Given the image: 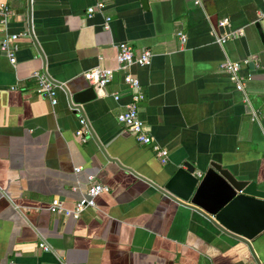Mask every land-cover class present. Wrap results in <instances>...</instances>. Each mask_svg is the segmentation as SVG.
Segmentation results:
<instances>
[{
	"label": "crops",
	"instance_id": "1",
	"mask_svg": "<svg viewBox=\"0 0 264 264\" xmlns=\"http://www.w3.org/2000/svg\"><path fill=\"white\" fill-rule=\"evenodd\" d=\"M30 1L0 0L19 34L14 65L0 52V264H256L245 243L155 186L184 162L200 176L215 162L264 189L263 0ZM120 42L153 54L131 71L139 118L166 163L117 120L129 100L121 72L93 86L96 99L70 101L91 86L84 71L116 68ZM226 59L240 64L242 89L220 68ZM34 71L60 84L56 104L35 92ZM90 181L109 188L95 208L78 218L48 210L54 197L71 208ZM250 242L264 264V230Z\"/></svg>",
	"mask_w": 264,
	"mask_h": 264
},
{
	"label": "water",
	"instance_id": "2",
	"mask_svg": "<svg viewBox=\"0 0 264 264\" xmlns=\"http://www.w3.org/2000/svg\"><path fill=\"white\" fill-rule=\"evenodd\" d=\"M30 2L28 0L29 6ZM141 3L146 7L147 0H141ZM255 27L264 46V32L258 21ZM248 61L251 72H255L252 58ZM96 97L95 88L89 86L74 91L70 101L79 105ZM155 187L203 216L221 232L245 243L256 264H261L250 242L264 230V189L258 186L257 181L239 179L215 162L200 176L191 163L184 162L163 185L156 184Z\"/></svg>",
	"mask_w": 264,
	"mask_h": 264
},
{
	"label": "built area",
	"instance_id": "3",
	"mask_svg": "<svg viewBox=\"0 0 264 264\" xmlns=\"http://www.w3.org/2000/svg\"><path fill=\"white\" fill-rule=\"evenodd\" d=\"M200 2L201 0H194L195 4H199ZM103 7L104 3L98 1L95 4L88 6L86 8V13L88 16H91L96 10H100ZM10 14V7L4 2L0 3V23L2 25L1 30L3 32V36L0 38V52L5 54L9 62L14 65L16 63V52L18 50L17 39L19 34L10 33L7 30V22ZM108 20L109 18H107V21ZM105 27H107V22H105ZM177 34L180 41L184 42L186 35L182 32H178ZM226 40L227 38L225 36L216 37V41L220 44L225 43ZM152 56V52L148 49L144 50L141 54L136 55L133 47L128 42H120L116 45V68H102L97 66L84 71L82 75L91 86L103 88L112 81L114 72H121L122 80L129 91V100L125 105V109L117 114V120L135 137L137 142L140 144L150 145L155 157L161 163H166L169 154L168 150L156 142L154 137L148 132L147 126L139 118V102L144 98V93L137 75L131 71V67L134 65L148 66L151 63ZM220 68L228 74L232 81L236 83L238 89L243 88V81L238 73L240 68V64L238 62L226 59L220 64ZM32 76L36 81L35 92L48 97L52 105L56 104L57 85L50 81L44 72L34 71ZM113 96L115 100L119 98L118 94H113ZM255 118L256 116L253 113L251 119L255 120ZM80 123L81 125H84L83 118H80ZM81 133H83L82 130L77 132L78 135H81ZM78 170L79 168H76L75 171ZM108 190L109 188L107 185L90 181L85 189V192L71 208L65 207L63 201L59 197H54L48 206V210L54 213H61L64 216L78 218L80 213L86 208H95L96 197L102 192H106ZM40 246L44 250L48 249V246L44 243H41Z\"/></svg>",
	"mask_w": 264,
	"mask_h": 264
}]
</instances>
